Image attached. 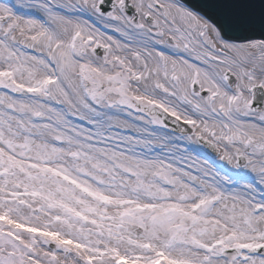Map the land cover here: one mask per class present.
<instances>
[{"label":"snow or ice","instance_id":"obj_1","mask_svg":"<svg viewBox=\"0 0 264 264\" xmlns=\"http://www.w3.org/2000/svg\"><path fill=\"white\" fill-rule=\"evenodd\" d=\"M0 264H264V0H0Z\"/></svg>","mask_w":264,"mask_h":264}]
</instances>
